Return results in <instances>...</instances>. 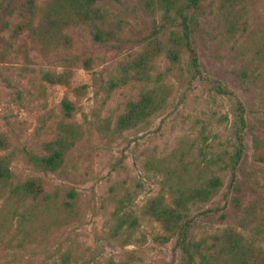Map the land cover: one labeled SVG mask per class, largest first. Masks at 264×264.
<instances>
[{"label": "rangeland", "instance_id": "374dc122", "mask_svg": "<svg viewBox=\"0 0 264 264\" xmlns=\"http://www.w3.org/2000/svg\"><path fill=\"white\" fill-rule=\"evenodd\" d=\"M48 1L39 4L44 7ZM142 1L108 4L122 22L125 42L120 49L93 45L85 28L64 31L71 39L68 46L53 38L35 39L28 31L11 38L15 19L0 32V134L12 149L38 152L54 136L65 97L78 107L72 122L82 134L57 174L39 175L47 200L13 210L14 200L0 199V264H62L64 253L69 264H181L177 242L162 239L160 226L143 207L166 183H202L216 170L207 164L225 150L233 152L239 138L242 158L236 177L219 174L223 187L218 195L193 209L194 214L209 210L208 217L197 216L196 232L209 239L232 227L264 251V162L258 160L264 157V0L204 2L203 22L194 38L199 75L191 83L170 77L162 109L145 124L113 133L115 119L138 86L116 89L105 99L95 95L92 77L115 75L117 63L139 50L138 42L153 25L139 10ZM87 58L90 70L84 69ZM74 59L68 66L67 60ZM164 67V59L158 58L156 72ZM66 71L71 72L66 84L41 80L44 72ZM213 81L234 97L216 94ZM83 85L84 91L76 92ZM236 100L243 107V125ZM12 169L17 179L38 176L17 159ZM68 190L76 194L74 206L64 210ZM231 197L239 199V209ZM120 216L127 221L119 222ZM133 219L135 225L130 224Z\"/></svg>", "mask_w": 264, "mask_h": 264}, {"label": "trees", "instance_id": "16d2710c", "mask_svg": "<svg viewBox=\"0 0 264 264\" xmlns=\"http://www.w3.org/2000/svg\"><path fill=\"white\" fill-rule=\"evenodd\" d=\"M207 0H143L139 8L142 13L151 17L153 25L149 34L143 37L136 50L126 55L117 63L116 74L104 78L101 73L92 77L95 95L99 93L108 99L119 88L137 85L134 98L129 99L117 116L113 125V133L136 128L163 108L169 87L166 85L170 77L191 83L199 75V61L194 47V38L201 29L204 12L203 3ZM123 0H49L42 7L39 0H0V32L10 28L11 19L17 23L11 28V38L28 31L35 39L53 38L56 43L65 46L71 43L65 30L85 28L89 30L93 45L110 46L120 49L125 42L121 38L122 22L108 4L121 5ZM139 12V11H138ZM165 61L164 70L156 72L155 62L158 58ZM74 60H67L68 66ZM85 70H90V59H84ZM31 71V70H29ZM71 72H44L41 80L53 85L66 84ZM187 79V80H186ZM9 86V83L7 84ZM213 90L223 97H234L233 93L213 81ZM83 85L76 89L84 91ZM239 122L243 125V107L236 100ZM78 107L68 98L60 102V110L55 122L54 136L40 144L38 152L21 149L15 152L5 135L0 134V199L14 200L18 206L27 204L34 207L49 198L44 188L43 179L39 175L57 174L63 167L68 151L81 137V130L72 122ZM242 142L233 152L223 151L216 159L207 164L210 176L197 184L164 185L162 191L146 201L143 212L156 222L162 232L164 241L175 240L180 250L181 264H264V251L246 242L235 228L226 227L219 233L206 239L197 231V216L209 215V210L197 212L193 209L210 203L223 187L219 174L230 173L231 180L236 177L237 166L242 158ZM20 160L32 174L17 179L12 163ZM258 160L264 162V157ZM183 183V184H182ZM74 190L66 192L62 203L64 210H71L75 200ZM230 202L240 208L237 197ZM252 206L245 209L251 214ZM12 214V211L9 212ZM125 215V214H123ZM122 216V215H121ZM119 217L122 224L127 220ZM221 221L225 214L219 216ZM7 218L2 219V224ZM135 220L130 224L135 225ZM210 240V241H208ZM62 264L70 263V256H61Z\"/></svg>", "mask_w": 264, "mask_h": 264}]
</instances>
